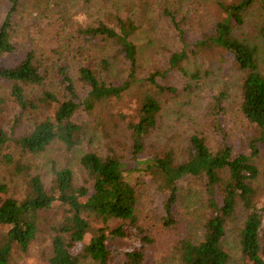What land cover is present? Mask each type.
Instances as JSON below:
<instances>
[{
  "label": "trees",
  "instance_id": "trees-1",
  "mask_svg": "<svg viewBox=\"0 0 264 264\" xmlns=\"http://www.w3.org/2000/svg\"><path fill=\"white\" fill-rule=\"evenodd\" d=\"M164 1L162 15L174 20L179 1ZM203 1L211 18L207 34L195 42L192 50L170 51L167 70H178L187 80L184 92L195 93L194 88L205 83L209 70L191 68L190 57L213 51L228 58L237 75V111L257 131L247 141L248 153L233 150L227 142L219 120L228 97L223 88L211 96L203 111L207 124L220 139L219 145L212 148L204 132L198 130L199 125L192 123L177 153L175 139L160 132L166 119L167 125L183 112L181 106L169 109L174 102L165 107L162 97L177 101L180 93L158 83L155 74L141 85L132 116L117 120V131L106 133V151L90 147L95 135L80 121L81 113L91 116L140 81L137 48L132 41L137 26L132 18L113 12L108 21L78 29L85 43L100 41L106 56L97 66H80L75 77L65 65L57 66L52 73L31 51L16 65L0 68V80L7 85L6 97L19 109L9 134L0 125V165L11 167L16 176H25L28 166L21 160L25 155L43 153L56 144L66 151L88 146L78 157L83 184L76 185L68 165H52L48 174L25 176L19 196L6 195L7 187L0 183V264H11L17 251L26 253L43 232L49 241L47 264H150L147 249L153 240L136 215L132 180L137 171L149 176L163 193L166 226L174 223L177 181L184 175L205 181L209 217L198 239L185 236L174 244L175 264H231L224 243L230 225L236 232L239 264H264V202L258 201L264 196V182L257 163L264 154V73L256 45L241 32L242 26L253 20L257 33L264 38V0ZM15 6L13 0L0 25V54L13 50L9 18ZM116 66L126 68L118 80L113 78ZM78 81L87 89L82 100L76 88ZM2 104L4 99L0 98ZM35 113L38 117L31 118ZM100 120H104L103 113ZM9 143H13L19 157L5 151ZM46 175H50L48 184L44 183ZM44 215L58 219L43 221ZM114 242H122L117 244L118 252L111 247Z\"/></svg>",
  "mask_w": 264,
  "mask_h": 264
},
{
  "label": "rangeland",
  "instance_id": "rangeland-1",
  "mask_svg": "<svg viewBox=\"0 0 264 264\" xmlns=\"http://www.w3.org/2000/svg\"><path fill=\"white\" fill-rule=\"evenodd\" d=\"M13 0H0V25L10 10ZM173 0H167L171 3ZM179 1V12L174 15V20L162 15L164 0H16V6L10 14L11 30L10 41L13 50L0 54V68L16 65L28 51L40 60L42 66L50 67L52 73L59 65L68 66L71 76L75 77L77 69L82 65L97 66L99 60L106 56L101 50L102 43L94 41L85 43L78 34V29L85 25H96L98 21H108L113 12L128 16L133 19L137 29L132 34V41L137 48V77L140 81L132 86L120 99L103 104L97 108L91 116L81 113L80 121L87 124L88 132L93 131L95 137L90 147L98 152L106 151L109 131L115 130L117 120H128L135 110L136 96L146 84L150 74H155V80L176 88L180 93V100L162 97L165 107L174 106L173 110L182 107L178 117L170 119L163 125L160 134L175 139V150L180 153L189 126L192 123L199 125L198 130L204 132L208 144L215 148L220 139L211 126L207 124L203 111L213 94L222 88L228 92L223 104L225 111L219 116L222 128L227 135V142L233 150L248 153L247 141L256 135V129L248 123L237 111L238 92L237 75L228 62V58H222L221 52H207L194 55L190 60L191 68L209 70L205 83L194 88L195 93H186L183 86L187 83L178 70H167V56L169 52L185 48V51L193 49L195 42L204 34H207L209 21L208 6L203 0H174ZM169 6H173L169 4ZM177 8V4H174ZM257 23L253 20L242 26L241 32L251 39L258 49V60L264 73V38L257 33ZM227 57V54H225ZM113 78H122L126 68L116 66ZM111 80V78H107ZM225 84V85H224ZM79 99L86 95L87 89L78 81L76 83ZM199 94V95H196ZM7 96V85L0 80V98L4 104L0 106V125L9 134L13 117L19 115V109ZM188 100V103L185 101ZM99 109V110H98ZM174 109V110H175ZM103 113L104 120H100ZM35 113L31 118L38 117ZM168 117V116H167ZM27 122H25V125ZM22 126L18 129L20 130ZM91 129V130H90ZM117 131V130H115ZM116 140L121 143L117 133ZM88 146L81 145L82 150ZM81 149L66 151L61 145L56 144L45 152L25 155L21 158L23 164L28 166L26 178L29 175L48 174L52 165L54 167L68 165L72 168L76 185L83 184L78 165V157ZM150 150V149H149ZM19 157L13 143L5 147ZM259 170L264 182V154L257 160ZM133 166V161H129ZM132 185L137 196L136 215L138 223L145 230L153 242L147 249V258L150 264H175L176 255L174 244L182 237L190 236L198 239L202 233V226L209 217L210 209L207 204L204 179L199 176L184 175L177 181L178 199L173 206L172 215L174 223L166 226L163 222V193L156 188L154 181L141 171L133 173ZM25 176H16L11 167L0 165V183L7 187L6 195L19 196L23 193ZM44 181L48 184L50 175H46ZM264 202V196L258 198ZM56 217L43 216V221L56 219ZM58 219V218H57ZM239 219L241 216L239 215ZM49 224V223H48ZM233 225L228 226L224 239L225 247L231 255V264L240 263V253L237 247L236 232ZM122 243V242H121ZM111 247L118 252L117 244ZM49 241L47 233L43 232L26 253L17 251L14 253L11 264H47ZM82 264H92L84 262Z\"/></svg>",
  "mask_w": 264,
  "mask_h": 264
}]
</instances>
